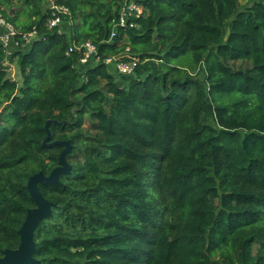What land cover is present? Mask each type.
Masks as SVG:
<instances>
[{
	"label": "trees",
	"instance_id": "16d2710c",
	"mask_svg": "<svg viewBox=\"0 0 264 264\" xmlns=\"http://www.w3.org/2000/svg\"><path fill=\"white\" fill-rule=\"evenodd\" d=\"M41 1L0 0L19 45L18 79L0 49V256L35 207L28 179L58 166L50 121L69 170L39 185L36 264H264V0H140L132 28L121 0H53L61 33ZM84 42L95 65L66 54ZM126 48L140 63L116 81L104 61Z\"/></svg>",
	"mask_w": 264,
	"mask_h": 264
},
{
	"label": "built area",
	"instance_id": "2783aa9c",
	"mask_svg": "<svg viewBox=\"0 0 264 264\" xmlns=\"http://www.w3.org/2000/svg\"><path fill=\"white\" fill-rule=\"evenodd\" d=\"M144 14V9L140 4V0H121L118 10V21L115 28H132L135 27V19L140 18ZM68 8L52 4L49 9V18L46 25L48 29L58 28V32H62L63 26H68L69 21ZM0 49L3 53V60L1 65L8 75L13 76L15 73L14 64L12 63V54L16 48H18V42L16 40L17 31L15 28L6 22L0 13ZM36 36L35 32H28L22 36V40L25 45ZM116 37V31L111 32L110 38ZM80 52L81 57L78 61L79 67L86 65H95L98 62L96 57V48L90 42H84L79 46L71 45L66 54L73 52ZM140 61L136 56L130 54L129 48L125 49L123 55L119 57H110L104 61L111 73L118 77H131L133 76L135 69L139 65ZM13 73V74H12ZM115 77V76H114Z\"/></svg>",
	"mask_w": 264,
	"mask_h": 264
},
{
	"label": "water",
	"instance_id": "95a60500",
	"mask_svg": "<svg viewBox=\"0 0 264 264\" xmlns=\"http://www.w3.org/2000/svg\"><path fill=\"white\" fill-rule=\"evenodd\" d=\"M49 123L50 121H47L45 124L47 136L42 141L41 146L46 148L54 146L63 147L58 158V166L48 176H45L42 172H38L28 179L26 188L35 207L26 212L24 222L18 231L20 238L18 247L14 250L5 249L1 251L0 264H36L33 258L35 252L34 231L40 222L51 217L53 207V204L42 196L39 191V185H56L58 184L59 176L69 170L64 157L70 151V143L63 141L50 142Z\"/></svg>",
	"mask_w": 264,
	"mask_h": 264
},
{
	"label": "rangeland",
	"instance_id": "374dc122",
	"mask_svg": "<svg viewBox=\"0 0 264 264\" xmlns=\"http://www.w3.org/2000/svg\"><path fill=\"white\" fill-rule=\"evenodd\" d=\"M53 4V0H42L41 1V6L42 8L44 9H50L51 5ZM21 6V3H18L17 5H15L13 8L9 9L8 11L10 12V14H12L13 12H17L18 11V8ZM66 27H63V29H65ZM12 63L14 64V70H15V73L13 76H11L12 78L14 79H18V69H17V65H16V59H13ZM13 74V73H12ZM115 78L117 79L116 81H119L120 80V77L114 75ZM83 77V74L80 75L79 79L77 80V82L79 83L81 81ZM122 82V81H121Z\"/></svg>",
	"mask_w": 264,
	"mask_h": 264
},
{
	"label": "crops",
	"instance_id": "0c3cea01",
	"mask_svg": "<svg viewBox=\"0 0 264 264\" xmlns=\"http://www.w3.org/2000/svg\"><path fill=\"white\" fill-rule=\"evenodd\" d=\"M1 31V30H0Z\"/></svg>",
	"mask_w": 264,
	"mask_h": 264
}]
</instances>
